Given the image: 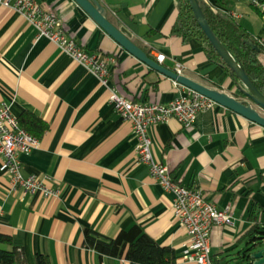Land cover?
Listing matches in <instances>:
<instances>
[{"label":"crops","instance_id":"0c3cea01","mask_svg":"<svg viewBox=\"0 0 264 264\" xmlns=\"http://www.w3.org/2000/svg\"><path fill=\"white\" fill-rule=\"evenodd\" d=\"M55 11L69 37L88 53L113 58L109 85L141 104L169 105L189 90L150 69L122 49L73 0H37ZM117 28L152 60L209 88L244 100L236 81L196 41L172 34L180 0H98ZM256 0H230V13L258 41L264 14ZM262 63L264 57L260 56ZM0 102L13 115L34 116L47 125L40 145L22 155L24 177L34 176L60 192L46 198L15 189L1 170L0 234L10 236L27 264L38 255L51 264H132L84 246L86 230L107 238L135 226L183 260L187 233L173 212L174 198L138 162L137 139L109 101V92L14 10L0 6ZM157 162L184 187L200 190L218 209L231 208L233 225L214 227L215 264H248V233L264 227V128L215 104L192 129L175 119L150 129ZM264 248V247H263Z\"/></svg>","mask_w":264,"mask_h":264},{"label":"built area","instance_id":"2783aa9c","mask_svg":"<svg viewBox=\"0 0 264 264\" xmlns=\"http://www.w3.org/2000/svg\"><path fill=\"white\" fill-rule=\"evenodd\" d=\"M0 6L20 14L38 33V39L46 38L77 64L86 68L98 78L109 92V101L116 112L131 125L137 139L136 156L139 163L146 165L151 177L165 192L174 198L173 212L187 233L183 260L194 264H215L212 256L211 236L214 227L233 225L231 208L218 209L207 201L200 190L189 189L174 180L168 166L157 162L152 152L150 129L171 119L177 120L185 130L192 129L199 116L212 109L215 103L203 95L188 91L169 105L135 103L122 96L118 89L109 85L110 63L113 58H105L97 53H88L69 37L59 15L55 11H45L37 0H0ZM254 6L264 14V3L254 2ZM234 19L240 17L229 14ZM264 57V37L258 40ZM166 56L157 57L162 64ZM176 72L182 75V66ZM177 87L181 86L174 82ZM40 145V140L22 128L18 117L13 115L11 106L0 102V157L1 170L11 178L15 189L46 198L58 197L60 192L48 188L43 180L34 176L24 177L22 155H29Z\"/></svg>","mask_w":264,"mask_h":264},{"label":"trees","instance_id":"16d2710c","mask_svg":"<svg viewBox=\"0 0 264 264\" xmlns=\"http://www.w3.org/2000/svg\"><path fill=\"white\" fill-rule=\"evenodd\" d=\"M256 1L264 3V0ZM198 2L214 33L264 95V63L260 59L262 49L248 27L229 15L230 0H198ZM172 34L182 38L184 42L189 40L200 42L208 58L232 76L228 66L210 45L187 0H180L178 17L172 28ZM254 46L258 47L260 52H257ZM233 78L236 81V78ZM19 120L22 128L38 139L47 130V125L34 116L24 115ZM247 236L249 239L247 249L257 243L264 244V227L255 225ZM84 246L97 251L102 256L124 258L132 264L174 263L173 252L160 247L139 226L120 232L116 238H107L93 230H86ZM245 258L248 264H252L246 256ZM0 264H27L22 250L15 248L12 238L4 234H0ZM36 264H51V261L46 256L38 255Z\"/></svg>","mask_w":264,"mask_h":264},{"label":"water","instance_id":"95a60500","mask_svg":"<svg viewBox=\"0 0 264 264\" xmlns=\"http://www.w3.org/2000/svg\"><path fill=\"white\" fill-rule=\"evenodd\" d=\"M109 37H111L122 49L147 65L150 69L177 82L184 88L197 92L212 100L215 104L226 108L248 121L264 128V95L255 86L244 68L233 58L231 53L223 45L208 23L198 0H187L196 21L204 32L210 45L220 56L222 61L230 69L232 76L236 78V84L244 96L239 100L227 93L215 89H209L176 71H171L165 66L152 60L133 41L132 35L126 28H117L108 17V10L98 0H73ZM257 52L260 49L253 47ZM264 244L257 243L247 249L245 256L252 264H264Z\"/></svg>","mask_w":264,"mask_h":264}]
</instances>
